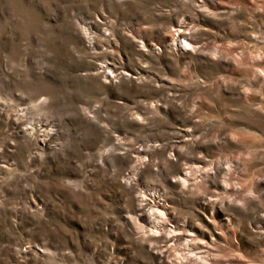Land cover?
<instances>
[{
	"label": "rangeland",
	"instance_id": "374dc122",
	"mask_svg": "<svg viewBox=\"0 0 264 264\" xmlns=\"http://www.w3.org/2000/svg\"><path fill=\"white\" fill-rule=\"evenodd\" d=\"M248 1L0 0V264H186L140 197L213 264H264V0Z\"/></svg>",
	"mask_w": 264,
	"mask_h": 264
},
{
	"label": "bare ground",
	"instance_id": "6f19581e",
	"mask_svg": "<svg viewBox=\"0 0 264 264\" xmlns=\"http://www.w3.org/2000/svg\"><path fill=\"white\" fill-rule=\"evenodd\" d=\"M248 3L252 7H258L260 5L259 0H249ZM177 38L183 40L188 46H191V42L189 39V36L184 32V30L180 29L177 30ZM190 178L186 176L183 178L182 185L189 186ZM203 180V179H202ZM199 182H197L198 184ZM192 184V182H190ZM197 184L195 186H197ZM200 186V185H199ZM225 191H227V186H224L222 188ZM140 203L138 205L139 211H141L144 215V222H146V226H150V230L154 233L160 232L162 241L166 244V248L168 247V244L170 243L172 246L180 245L181 248L187 249L188 253L182 251L184 253V256H182L183 262L186 264H194L199 261H201V264H213L214 261L209 258H203L204 256H201V253L203 255L204 250L207 251L209 254V251L207 249V242H204V245H201L198 251H196V248H193L192 241V235L188 231V224L187 222H176L175 225L171 224V220L167 217L168 212L170 209H167V207L163 204H151V202H147L143 197H140ZM211 205H209L212 208V213L217 210L216 201L210 202ZM219 219V227L222 229L229 237L231 238V241L235 240V232L233 230V222L229 218L222 219V217L218 216ZM201 235L203 233L199 232ZM201 240H204L205 238H200ZM178 247V246H177ZM168 251V248H167ZM190 254V255H189ZM191 255L197 256L193 258ZM174 257H176L178 260L181 258L178 256V254L174 253ZM181 256V255H180ZM199 256V257H198ZM202 257V258H201ZM213 257V256H212ZM199 260V261H198Z\"/></svg>",
	"mask_w": 264,
	"mask_h": 264
}]
</instances>
